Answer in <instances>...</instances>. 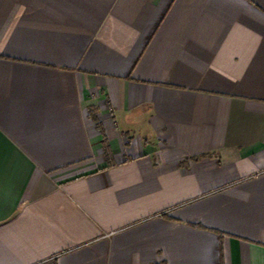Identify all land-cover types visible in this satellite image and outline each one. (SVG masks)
<instances>
[{
    "label": "crops",
    "instance_id": "0c3cea01",
    "mask_svg": "<svg viewBox=\"0 0 264 264\" xmlns=\"http://www.w3.org/2000/svg\"><path fill=\"white\" fill-rule=\"evenodd\" d=\"M0 264H264V0H0Z\"/></svg>",
    "mask_w": 264,
    "mask_h": 264
},
{
    "label": "trees",
    "instance_id": "16d2710c",
    "mask_svg": "<svg viewBox=\"0 0 264 264\" xmlns=\"http://www.w3.org/2000/svg\"><path fill=\"white\" fill-rule=\"evenodd\" d=\"M94 115V117L97 119V115L96 114H93Z\"/></svg>",
    "mask_w": 264,
    "mask_h": 264
}]
</instances>
